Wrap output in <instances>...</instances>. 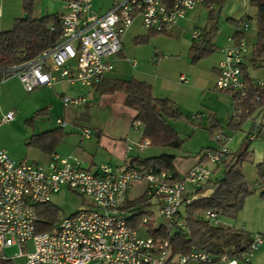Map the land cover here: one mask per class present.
<instances>
[{
  "label": "built area",
  "instance_id": "2783aa9c",
  "mask_svg": "<svg viewBox=\"0 0 264 264\" xmlns=\"http://www.w3.org/2000/svg\"><path fill=\"white\" fill-rule=\"evenodd\" d=\"M58 1L65 8L61 17V37L36 58L0 69V85L17 78L23 90L31 93L39 87L51 86L56 80L52 70H57L59 79L68 85L98 87L104 75L113 70L103 59L120 53L122 38L136 20L146 30L167 33L189 11L204 3V0H123L100 15L93 10L91 0ZM248 27L247 23L242 25L244 30ZM199 36L198 31H192V40ZM255 49V45L249 46L244 39H239L224 51V58L217 66L215 88L238 96V104L249 92L242 78L241 65L246 55ZM179 80L186 83L188 79L181 76ZM254 86L258 93L252 102L260 100L259 89L264 88V82L257 81ZM62 99L65 106L91 104L85 97ZM199 118L191 116L192 120ZM13 119V112L6 113L0 125ZM57 124L65 126L61 120ZM131 128L142 132L143 126L140 121L133 120ZM89 135V130L83 131V136ZM216 140L221 144L219 149H206L197 164L176 177L171 171L146 167L135 160H128L116 171L106 164L91 171L71 156L53 155L45 166L19 164L0 149V263L6 260L12 264L249 263L254 253L264 246V236H253L241 249L232 244L221 246L218 253L212 254L191 247L185 255L171 256L168 240L143 236L128 225V192L134 184L143 183L142 196L158 207L166 232L189 235L180 216L181 209L209 196L213 190L190 193L208 183L216 186L219 179L214 178L211 167H222L230 156L227 139L220 134ZM148 146L149 141L143 139L129 145L127 151L135 148L142 151ZM62 187L90 198L93 206L60 219L47 232L36 233L38 206L50 203L51 195ZM218 218L214 211L203 214V219L213 226H219ZM147 220L145 217L143 223ZM11 248H16L17 252L13 259H7L5 251ZM18 258L23 261L16 263Z\"/></svg>",
  "mask_w": 264,
  "mask_h": 264
},
{
  "label": "crops",
  "instance_id": "0c3cea01",
  "mask_svg": "<svg viewBox=\"0 0 264 264\" xmlns=\"http://www.w3.org/2000/svg\"><path fill=\"white\" fill-rule=\"evenodd\" d=\"M120 1L123 0H91V4L93 10L102 15L109 11L114 3ZM23 2L24 0H0V32L9 31L15 20L25 16ZM242 3L244 7L237 14L234 15L232 7L224 14L219 9L217 17L213 8L209 11L208 7L211 6L203 3L189 11L185 18L178 21L177 25L167 33L155 34L153 31L146 30L139 20H136L122 38L120 53L103 59L104 62L112 65L113 70L104 75L103 81L98 87L68 85L59 79L57 70H52V75L56 78L55 82L51 86L35 89L39 90L40 96L45 101L43 105L46 107L37 110L30 119L25 121L27 130L20 127L23 132L26 131L22 137L26 139V146L29 148L22 152H14L9 139L0 133V149L5 150L8 156L19 164L45 166L53 155L71 156L79 159L83 166L91 171H95L100 164H106L113 171H116L128 160L140 161L137 150L127 151V147L135 143V139L138 142L143 140L142 132L139 139L132 138L131 123L136 113L125 106L123 93H106L102 90L107 89L115 80L133 79L144 82L151 87L154 98L170 101L182 117L187 115L188 118L190 115H198L199 119L190 120L196 122L202 130L208 131L211 137L213 136L211 131L213 128L218 129V131L221 129L219 133L227 139L226 145L230 155L239 151L248 138L249 148L240 172L248 186L254 189V193L244 200L240 211L232 219L233 223L226 225V227L244 232L249 239L252 235L264 236V198L260 197L261 190H264V180H258L257 174V166L264 164V128H262L264 127V105L257 108L247 120L237 129H234L233 126L236 122L231 124L234 112L231 117L229 116V108L230 106L233 107L232 97L229 93L223 94L224 91H218L215 88L218 63L223 60L224 51L236 43L234 37L240 36V39H244L249 46H254L257 43V7L250 4L249 0H242ZM64 13V5L58 0H33L32 16L34 18L54 14L61 18ZM234 23L239 24L235 25ZM244 23L249 25L246 30L242 28ZM214 25L217 27V31L211 41L212 52L198 63H192L189 56L191 47L199 44L202 35ZM195 30L200 33V36L198 39L192 40L191 33ZM144 37H149L146 43L135 42ZM162 39L167 41L164 43L162 41L156 42V40ZM141 47L144 49L141 50ZM130 59H133L134 62L131 63L132 60ZM243 68L253 84V88H255L254 85L257 81L264 82L262 58L253 62L252 53H248L243 60ZM254 74L256 76H253ZM181 76L188 79L186 83L180 82ZM13 84L22 88L17 78H12L0 85V119L6 113L13 112L14 114V119L10 123L0 125V130L15 122V108H11L7 102ZM259 90L264 97V88ZM63 97H85L91 104L65 106ZM54 103L59 104L62 108H72L73 115L76 117L78 114V117H82L84 125L74 123V126L79 129L77 127L67 129L68 125L64 118L57 117L52 121L53 126L50 128L36 130L35 118H49ZM229 119L231 131H225L222 121L228 123ZM58 120L65 122V126L60 127L57 124ZM103 120H107V123H102ZM14 126H19V124ZM56 130L62 134V138L55 143L50 151L42 152L39 148L28 145L33 136ZM84 130L90 131L88 137L83 136ZM177 134L179 135L178 132ZM92 135L94 136L93 139L91 138ZM179 137L182 139L180 135ZM208 148L214 149L211 146L206 149ZM173 156L175 157L174 172L176 176H180L200 161L201 154L199 158L196 156L195 159L188 162V166L185 168L182 167L183 161L177 159L176 155ZM211 168L216 180L223 177L222 167ZM133 188L138 190L140 194L133 198L128 192V200L130 201L143 195L145 185L137 183L131 187V189ZM150 204L158 208L154 203ZM153 216L155 218L154 213ZM157 216L161 218L159 212ZM155 225L163 224L157 225L155 219ZM27 247L31 250L30 243H27ZM22 261L23 258L15 260L16 263ZM247 264H264V246L254 253L251 261Z\"/></svg>",
  "mask_w": 264,
  "mask_h": 264
},
{
  "label": "trees",
  "instance_id": "16d2710c",
  "mask_svg": "<svg viewBox=\"0 0 264 264\" xmlns=\"http://www.w3.org/2000/svg\"><path fill=\"white\" fill-rule=\"evenodd\" d=\"M222 2V0H204L208 6L213 3L221 5ZM249 3L256 6L258 10L256 18L258 36L256 49L252 52V61L255 62L262 58V62H264V0H249ZM23 8L25 16L15 20L9 31L0 32V69L36 58L43 50L53 46L62 35L61 18L58 15L34 18L32 16L33 0H24ZM234 24L238 25L239 23ZM216 31L217 27L212 26L209 31L202 35L200 43L191 47L189 56L192 63H198L212 52L211 41ZM148 38H140L135 42L146 43ZM234 39L238 42L240 36L236 35ZM241 74L249 92L240 104L237 103L239 97L231 95L234 108L231 124L236 122L233 126L234 129H237L247 120L257 108L264 105V97L261 94L259 101L252 102L258 90L253 88V84L245 74L243 64L241 65ZM102 92H121L125 95L124 104L136 113L134 120L141 122L143 126L142 138L147 139L151 147L179 149L182 146L183 140L167 122L168 119H180L182 115L170 101L154 98L149 85L133 79L115 80ZM61 138L62 134L58 130L50 131L39 136H33L28 145L35 146L42 152H47ZM248 148L249 140L247 138L242 148L230 155L229 160L222 165L223 179L216 186L214 183H208L199 190L190 193L192 195L202 193L205 190H213L208 197L196 200L191 205L181 209L180 216L186 224L189 235L183 232L169 234L163 225L156 226L153 213L148 210L151 207L150 201L145 196L128 202L129 227L156 240H168L171 256L185 255L191 247L212 254L218 253L221 246L232 244L241 249L250 240L244 232L210 225L203 219V214L205 211H214L218 215L233 218L240 211L244 200L253 195L254 189L248 186L240 172ZM174 159L175 157L172 155L161 154L138 162L143 166H152L160 171H171L176 177L173 166ZM257 172L258 180H264V164L257 166ZM260 197L264 198V190H261ZM145 217H148V220L143 223ZM58 221V209L51 203L42 204L37 208L35 232H47ZM0 264H12V262L6 260Z\"/></svg>",
  "mask_w": 264,
  "mask_h": 264
},
{
  "label": "rangeland",
  "instance_id": "374dc122",
  "mask_svg": "<svg viewBox=\"0 0 264 264\" xmlns=\"http://www.w3.org/2000/svg\"><path fill=\"white\" fill-rule=\"evenodd\" d=\"M222 1L223 2L221 5H217L216 3H213L211 5V8H213L215 12L220 9L221 13L224 14L228 10H230V8L233 7L234 9L233 12L235 15L238 12H240V10H242V8L244 7L242 0H222ZM157 41H162L164 43V41H167V40L162 39V40H156V42ZM140 49L142 50L144 48L141 47ZM134 59L137 61L136 57H134ZM130 60H132L131 63L134 62L133 59H130ZM253 76H256V74H254ZM38 91L39 90H35L34 92L26 93L17 84H13L10 90V97L8 98L7 102L9 103V105H11V108H15L14 112H15L16 118H15V122L1 128L0 133L1 134L3 133L5 137L9 139L11 148H13L14 152L16 151L22 152L29 148L26 146V143H27L26 139L22 137L23 135L26 134L25 133L26 131L23 132V129H21L20 127H24V129L27 130V126H25L26 125L25 121L27 119H30L34 112L40 109H44L46 107L45 105H43L45 101L42 98V96H40V93ZM223 94H227V93L223 92ZM229 110H230L229 116L231 117V115L234 112L233 107L230 106ZM63 111L65 113L64 115H63ZM73 114L74 113H73L72 108H69V107L62 108L60 107L59 104L54 103L52 105V110L49 113V118L47 119H41L40 117L35 118L34 120L35 128L36 130H39V131L45 130L46 128H50L51 126H53L52 121L57 117L64 118V120L67 122V125H68L67 129L76 128L77 126H74V123L83 124L82 121L84 120L82 119V117H78V114L76 117ZM186 116L187 115H185L184 117H181L180 119H168L167 120L168 124L176 132H178L181 138L184 140V143L179 149L177 150L171 149V148L160 149V148H154V147L148 146L142 151H139L137 148H135L139 153L140 160L157 157L161 154H167V155L173 154L177 156V159H180L183 161L182 167L185 168L188 166V162H191L192 159H195L196 156L199 158L200 154H202L208 146H211L214 149L220 148L221 144L217 142L216 137L220 135L219 131L221 129H219L218 131V129L213 128L211 130L213 136L211 137L208 131L202 130L201 128H199V125L196 122L191 121L192 120L191 116L193 115H190V117L188 118ZM223 122L224 120L222 121V124L225 128L224 130L231 131L229 127L230 119L228 123H223ZM17 123L19 124V126H14ZM102 123H107V120H103ZM131 131H132V136H133L132 138L134 137H136L137 139L140 138V134H141L140 130L136 131V130H133L132 128ZM91 138L93 139L94 136L92 135ZM135 143H139V142L135 139ZM139 194H140L139 191L136 190L135 188L129 191L130 197H133V198L138 196ZM49 201L53 206H55L58 209L59 220L63 218H67L70 215L80 210H86V209H89L91 206H93V203L90 198L86 196H79L71 192L65 187H62L59 192L52 194ZM148 210L155 214L157 225L165 223L164 219L159 218L157 216L159 212L158 208H156L155 206H151L149 207ZM232 219L233 218H228V217L219 215V218H218L219 225L222 227H226V225L228 226V224L233 223ZM141 235L144 236V234H141ZM253 236L255 235H252L251 238ZM16 252H17L16 248L7 249L5 251L6 258L13 259ZM238 263L247 264V263H244L243 261H239Z\"/></svg>",
  "mask_w": 264,
  "mask_h": 264
},
{
  "label": "water",
  "instance_id": "95a60500",
  "mask_svg": "<svg viewBox=\"0 0 264 264\" xmlns=\"http://www.w3.org/2000/svg\"><path fill=\"white\" fill-rule=\"evenodd\" d=\"M217 15H218V11H216V13H215V16H216V17H217ZM222 179H223V177H221V178L218 180V182H220Z\"/></svg>",
  "mask_w": 264,
  "mask_h": 264
}]
</instances>
